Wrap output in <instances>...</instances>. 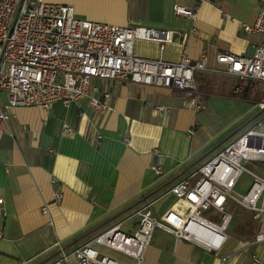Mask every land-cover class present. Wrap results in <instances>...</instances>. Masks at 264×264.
Here are the masks:
<instances>
[{
	"label": "crops",
	"instance_id": "obj_1",
	"mask_svg": "<svg viewBox=\"0 0 264 264\" xmlns=\"http://www.w3.org/2000/svg\"><path fill=\"white\" fill-rule=\"evenodd\" d=\"M51 1H67L77 15L97 21L173 30V41L163 47L157 39L136 38L133 49L142 57L193 60L204 51L206 69L194 73L202 106L194 108L168 87L95 77L89 94L69 103L10 107L8 118L0 120V207L5 213L0 215V264H49L62 250L91 242L145 200L155 199L157 215L169 207L185 209L169 186L194 171L214 147L218 132L209 128L219 120L223 101L238 108L262 82L231 74L216 61L222 51L253 53L260 35L242 25L254 22L260 0ZM174 2L195 7L196 17L174 14ZM92 96L109 107L95 109ZM6 101V92H0V105ZM64 124L73 132H64ZM135 224L132 219L125 229ZM245 227L253 233L249 239L228 233L218 251L156 228L139 264H252V254L264 264V240L250 243L257 232L264 234V214ZM91 244L112 257L114 251L123 253ZM226 253L231 255L224 258ZM125 255L130 260L119 264H135ZM69 264H78L73 255Z\"/></svg>",
	"mask_w": 264,
	"mask_h": 264
},
{
	"label": "built area",
	"instance_id": "obj_2",
	"mask_svg": "<svg viewBox=\"0 0 264 264\" xmlns=\"http://www.w3.org/2000/svg\"><path fill=\"white\" fill-rule=\"evenodd\" d=\"M172 10L188 18L197 15L195 7L179 2L173 3ZM242 26L246 32L260 35L253 53L245 56L222 51L216 54V61L240 78L264 82V0H260L254 22ZM136 38L157 39L163 47L173 41L174 35L171 29L79 16L67 1L0 0V92L7 95V101L0 105V120L8 118L12 106L49 108L55 101L69 103L88 95L95 77L168 87L180 91L194 108H200L194 73L206 69V53L202 51L193 60L187 56L176 61L142 57L133 49ZM90 103L97 110L109 107L93 96ZM258 103L261 115L254 123L169 186L168 191L185 209L169 207L157 215L152 210L155 199L145 200L94 235L91 242L132 256L139 264L156 228L171 232L176 239L218 251L228 237L234 206H241L254 217L264 214V99ZM63 131L73 132L68 124L63 125ZM151 167L156 173L162 172L160 165ZM244 172L251 181L240 193L236 186ZM53 195L60 199L62 193L54 187ZM43 211H47L45 205ZM4 214L0 207V215ZM132 219H136L135 227L131 231L123 228ZM262 240L264 234L257 232L250 243ZM91 242L76 245L69 252L62 250L49 264H69L70 255L78 264H119ZM230 255L226 253L224 258ZM251 263L259 264L255 254Z\"/></svg>",
	"mask_w": 264,
	"mask_h": 264
},
{
	"label": "rangeland",
	"instance_id": "obj_3",
	"mask_svg": "<svg viewBox=\"0 0 264 264\" xmlns=\"http://www.w3.org/2000/svg\"><path fill=\"white\" fill-rule=\"evenodd\" d=\"M263 89L264 83L258 82L256 89H254L255 93H249L248 97L243 98V100L241 99V101H243V105L238 106V108H234V103L231 101L227 103L223 101V105L219 108V110H221L219 120L215 121V123L209 128L210 131L214 133L218 132L213 140L214 145L217 144L218 146L199 160L200 163L207 159L218 148L228 143L243 128L251 125L257 120V118L261 115V108L258 101L264 97H262L264 94ZM197 167L198 164L195 169ZM250 181V176L246 172L242 173L236 186V190L240 193L245 192ZM232 215L233 216L227 228V232L233 236L239 235L242 239H249L253 233H246L248 228L245 227V223L252 221L253 224H256L259 217H254L252 213L241 206H234L232 208ZM126 224L123 225V228H125ZM112 254L113 258H115L119 263H126L130 260L128 256L123 253L114 251Z\"/></svg>",
	"mask_w": 264,
	"mask_h": 264
},
{
	"label": "water",
	"instance_id": "obj_4",
	"mask_svg": "<svg viewBox=\"0 0 264 264\" xmlns=\"http://www.w3.org/2000/svg\"><path fill=\"white\" fill-rule=\"evenodd\" d=\"M218 145H214V147H212L209 151H207L201 158H203L206 154H208L210 151H212L213 149H215Z\"/></svg>",
	"mask_w": 264,
	"mask_h": 264
}]
</instances>
